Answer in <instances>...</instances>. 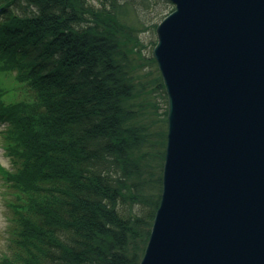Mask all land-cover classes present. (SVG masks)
Segmentation results:
<instances>
[{
	"label": "trees",
	"instance_id": "trees-1",
	"mask_svg": "<svg viewBox=\"0 0 264 264\" xmlns=\"http://www.w3.org/2000/svg\"><path fill=\"white\" fill-rule=\"evenodd\" d=\"M97 1L0 0V72L28 95L0 90V175L19 200L0 264H139L147 246L167 133L149 99L167 95L132 64L129 2Z\"/></svg>",
	"mask_w": 264,
	"mask_h": 264
},
{
	"label": "water",
	"instance_id": "water-1",
	"mask_svg": "<svg viewBox=\"0 0 264 264\" xmlns=\"http://www.w3.org/2000/svg\"><path fill=\"white\" fill-rule=\"evenodd\" d=\"M162 193L139 264H264V0H169Z\"/></svg>",
	"mask_w": 264,
	"mask_h": 264
},
{
	"label": "rangeland",
	"instance_id": "rangeland-1",
	"mask_svg": "<svg viewBox=\"0 0 264 264\" xmlns=\"http://www.w3.org/2000/svg\"><path fill=\"white\" fill-rule=\"evenodd\" d=\"M98 3L97 0H92ZM128 1L129 6L123 13L127 22L134 26L133 36L137 37V42L133 41V47L136 52L131 54L132 64L138 68L139 79L145 83L147 89L153 87V79L158 75V67L153 58V48L157 42L155 24H159L164 16L175 9L174 4H167L164 0H120ZM99 5V4H98ZM132 46V45H131ZM0 90L3 99L6 101L21 100L28 95L21 85L17 83L15 75L8 71L0 72ZM149 99L160 105L157 110L160 116L164 109L167 108L161 97L156 96ZM167 119V116H166ZM167 127V123H166ZM2 126H0V129ZM0 165L4 168H12V162L5 153V143L3 135L0 132ZM18 193L12 187L8 186L0 175V258L10 254L15 247L14 222L15 211L14 204L19 202Z\"/></svg>",
	"mask_w": 264,
	"mask_h": 264
}]
</instances>
